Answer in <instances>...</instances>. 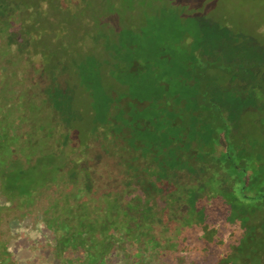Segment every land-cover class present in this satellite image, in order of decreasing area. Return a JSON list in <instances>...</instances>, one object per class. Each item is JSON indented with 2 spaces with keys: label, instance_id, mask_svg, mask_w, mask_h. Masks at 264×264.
<instances>
[{
  "label": "trees",
  "instance_id": "obj_1",
  "mask_svg": "<svg viewBox=\"0 0 264 264\" xmlns=\"http://www.w3.org/2000/svg\"><path fill=\"white\" fill-rule=\"evenodd\" d=\"M119 1L132 8L138 2L0 0V264L264 260V194L230 190L220 167L235 134L229 112L258 95L261 81L238 75L215 81L206 68L211 54L194 58L199 41L191 54L151 63L147 83L133 84L129 105L107 109L92 137L73 132L72 121L64 120L63 99L74 96L95 66L99 41L118 46L101 55L102 71L92 68L95 90L110 80L119 90L124 70L130 76L147 65L131 56L137 34L123 25L116 32ZM109 13L116 17L108 19ZM168 62L171 81L164 80ZM46 73L55 75L50 83ZM146 86L149 97L136 96ZM133 102L151 104L142 111ZM91 112L93 119L97 111ZM142 117L152 128L133 131ZM103 160L114 169L101 167ZM196 178L202 187L220 182L223 193L207 191L217 208L200 207L199 190L186 187Z\"/></svg>",
  "mask_w": 264,
  "mask_h": 264
},
{
  "label": "rangeland",
  "instance_id": "obj_2",
  "mask_svg": "<svg viewBox=\"0 0 264 264\" xmlns=\"http://www.w3.org/2000/svg\"><path fill=\"white\" fill-rule=\"evenodd\" d=\"M136 3L133 8L122 1L116 3L117 9L115 11L114 8V11L117 13L119 22L114 27L118 29L116 32H119L122 27L131 30L133 38H135L133 33L137 34L138 43L133 46L131 56L145 60L144 62L149 65H142L134 74L130 73V76L124 70L123 76L119 75V78L125 83L119 90L111 80L108 83L104 82L105 84L99 86L102 88L95 90L91 84V75H95L96 70L102 71L100 64L105 58L102 56L114 53L118 46V42L116 46L106 45V42L100 41L96 43L100 49L94 57L95 66L92 67L93 70L95 69L94 73H92V68L91 71H86L85 80L79 90L75 92L74 96L72 95V98L63 99L64 104H62L68 111L67 114L64 113L63 118L67 122L72 121L73 132H83L84 136L92 137L94 122L104 118L107 109L110 107L114 110L119 109L121 103L129 105L131 103L130 95L132 91H135L133 84L138 82L145 85L147 83L148 69L151 63L158 59L170 61L173 55L182 58L185 54H191L192 51L189 47H194L195 43L199 41L202 45L200 50L195 51L194 58L199 59L198 61H205L206 58L202 56V53L204 55L208 51L211 54L212 58L209 60H212L213 64L206 68L209 69V73L212 74L215 81L223 83L230 80L231 76L238 75L239 78L245 76L264 84V0H138ZM122 12L127 13L123 16ZM105 15L108 19L116 17L114 13ZM173 34L177 35L174 39L171 38ZM128 35L131 36V34ZM141 55H144L143 59L140 57ZM226 56L228 58H225ZM238 57L240 61H234V58ZM232 59L234 60L232 61ZM170 66L169 62L166 63L167 74H164V80L169 78L171 81L173 78V75L168 73ZM54 76L46 73L44 79L50 83ZM110 91H116L114 98L110 96ZM141 94L149 97V87L146 86L145 89L140 90L136 96ZM150 104L151 102L142 108H138L135 103L133 105L143 111L145 108H149ZM80 106L83 108L81 109ZM91 108L97 111V113L93 112L96 114L93 119L89 117L92 114ZM136 108L133 109L137 110ZM238 108L236 111L229 112L232 121L231 128L235 134H231L229 143L224 145L228 152V159H226L228 161L227 164H220L222 174L226 175L228 186L234 192L243 189L249 196L257 192L264 194L263 85L262 91L258 95L242 99ZM115 113L118 115V110ZM136 113L137 111L134 114ZM152 126L150 121L142 117L135 122L133 131L137 132V128L151 129ZM116 131V140L122 141V137ZM92 144L93 149L90 147L89 153L95 154V145ZM218 146L221 151L222 144H218ZM216 157L219 155L216 154L214 158ZM103 166H107L110 170L114 169L111 161L103 160L101 167ZM195 182V185H186V187L199 190L200 203L202 204L200 207L206 211L216 207L214 204L216 196L207 194V191L211 190L215 194L223 193L220 182L211 181L205 183L204 187L200 185L197 178ZM231 194L233 193L226 194L229 202H232ZM46 200L48 201L49 198ZM8 202L13 204L10 200ZM260 209L264 212V206H261ZM191 211L196 213L193 209ZM199 213L200 217L205 215V212H200V210Z\"/></svg>",
  "mask_w": 264,
  "mask_h": 264
},
{
  "label": "flooded vegetation",
  "instance_id": "obj_3",
  "mask_svg": "<svg viewBox=\"0 0 264 264\" xmlns=\"http://www.w3.org/2000/svg\"><path fill=\"white\" fill-rule=\"evenodd\" d=\"M250 264H264V260H258V262H256V263L251 261Z\"/></svg>",
  "mask_w": 264,
  "mask_h": 264
}]
</instances>
